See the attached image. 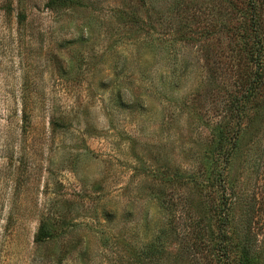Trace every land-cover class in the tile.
I'll return each instance as SVG.
<instances>
[{"label": "rangeland", "instance_id": "374dc122", "mask_svg": "<svg viewBox=\"0 0 264 264\" xmlns=\"http://www.w3.org/2000/svg\"><path fill=\"white\" fill-rule=\"evenodd\" d=\"M49 1L0 0V264H140L157 236L146 264H194L177 249L221 203L234 6ZM245 112L223 202L264 264V100ZM42 218L56 235L35 243Z\"/></svg>", "mask_w": 264, "mask_h": 264}, {"label": "trees", "instance_id": "16d2710c", "mask_svg": "<svg viewBox=\"0 0 264 264\" xmlns=\"http://www.w3.org/2000/svg\"><path fill=\"white\" fill-rule=\"evenodd\" d=\"M53 1L48 5L53 7ZM68 1V0H59ZM239 18L234 27L229 47L233 62L232 82L235 90L228 93V122L215 132V148L211 152L209 176L211 184L220 190L221 203L208 217V222L200 227L193 225L189 232V242L184 249H177V258L197 260L194 264H258L261 256L250 254L248 250L233 244L228 233V211L224 208L226 195L224 170L236 147V125L246 117V105H256L264 100V0H230ZM235 120V121H234ZM57 125L56 120L51 121ZM238 123V124H237ZM60 125V124H59ZM229 125V126H228ZM187 233V231L184 232ZM188 234V233H187ZM186 234V235H187ZM55 229L49 220L42 218L34 236L35 243H42L55 237ZM191 237V238H190ZM161 236L152 239L140 252V264L156 258ZM183 252L184 256H181ZM191 258V259H192ZM145 260L147 262H145Z\"/></svg>", "mask_w": 264, "mask_h": 264}]
</instances>
